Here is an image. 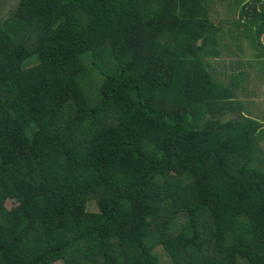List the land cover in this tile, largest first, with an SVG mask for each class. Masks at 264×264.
<instances>
[{
    "label": "trees",
    "instance_id": "16d2710c",
    "mask_svg": "<svg viewBox=\"0 0 264 264\" xmlns=\"http://www.w3.org/2000/svg\"><path fill=\"white\" fill-rule=\"evenodd\" d=\"M209 2L20 0L2 19L0 264H264V123L214 76ZM234 2L264 49V0Z\"/></svg>",
    "mask_w": 264,
    "mask_h": 264
},
{
    "label": "rangeland",
    "instance_id": "374dc122",
    "mask_svg": "<svg viewBox=\"0 0 264 264\" xmlns=\"http://www.w3.org/2000/svg\"><path fill=\"white\" fill-rule=\"evenodd\" d=\"M20 0H0V22L9 16ZM231 1V2H230ZM234 0H210L209 16L216 26H222L221 37L214 50L218 53L207 60L218 81L230 87L244 105L241 114L264 123V49L253 38L252 31L242 25L232 27L239 19V11H229ZM240 3V2H238ZM246 3V2H245ZM241 5V4H239ZM239 118V114L235 115ZM258 145L264 154V128L257 136ZM264 161V156H263ZM264 165V162H263ZM12 200L8 207H15ZM90 211L98 212L96 201L90 204ZM163 264H173L166 253L159 250ZM63 264V263H60Z\"/></svg>",
    "mask_w": 264,
    "mask_h": 264
},
{
    "label": "water",
    "instance_id": "95a60500",
    "mask_svg": "<svg viewBox=\"0 0 264 264\" xmlns=\"http://www.w3.org/2000/svg\"><path fill=\"white\" fill-rule=\"evenodd\" d=\"M262 44L264 45V34L262 35Z\"/></svg>",
    "mask_w": 264,
    "mask_h": 264
},
{
    "label": "flooded vegetation",
    "instance_id": "af4514ba",
    "mask_svg": "<svg viewBox=\"0 0 264 264\" xmlns=\"http://www.w3.org/2000/svg\"><path fill=\"white\" fill-rule=\"evenodd\" d=\"M261 43H262V38H261ZM264 46V45H263ZM262 48V47H261Z\"/></svg>",
    "mask_w": 264,
    "mask_h": 264
}]
</instances>
